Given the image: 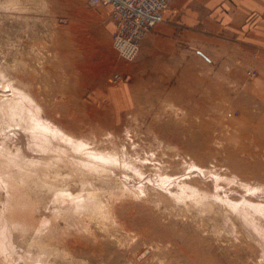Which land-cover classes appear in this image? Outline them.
<instances>
[{"label": "rangeland", "instance_id": "374dc122", "mask_svg": "<svg viewBox=\"0 0 264 264\" xmlns=\"http://www.w3.org/2000/svg\"><path fill=\"white\" fill-rule=\"evenodd\" d=\"M112 32L108 5L0 0V264H264V71L134 97Z\"/></svg>", "mask_w": 264, "mask_h": 264}, {"label": "crops", "instance_id": "0c3cea01", "mask_svg": "<svg viewBox=\"0 0 264 264\" xmlns=\"http://www.w3.org/2000/svg\"><path fill=\"white\" fill-rule=\"evenodd\" d=\"M262 6L263 0H172L128 63V90L173 104L198 97L201 59L237 84L249 65L263 72Z\"/></svg>", "mask_w": 264, "mask_h": 264}, {"label": "built area", "instance_id": "2783aa9c", "mask_svg": "<svg viewBox=\"0 0 264 264\" xmlns=\"http://www.w3.org/2000/svg\"><path fill=\"white\" fill-rule=\"evenodd\" d=\"M172 0H89L92 5L103 4L110 7V19L113 23L111 34L112 48L126 62L132 61L138 54L140 43L146 33L163 19V13ZM255 72H248L254 76ZM123 79L114 74L112 82L117 84Z\"/></svg>", "mask_w": 264, "mask_h": 264}, {"label": "bare ground", "instance_id": "6f19581e", "mask_svg": "<svg viewBox=\"0 0 264 264\" xmlns=\"http://www.w3.org/2000/svg\"><path fill=\"white\" fill-rule=\"evenodd\" d=\"M7 88H8V86L7 85H4L3 88H1V90H0V100H2V101L5 100V99H7V97H12V94H10L11 91H9V89H7ZM6 90H8V91H6Z\"/></svg>", "mask_w": 264, "mask_h": 264}]
</instances>
